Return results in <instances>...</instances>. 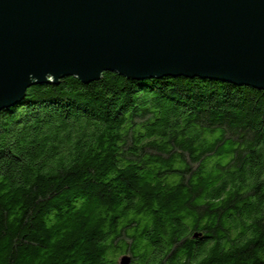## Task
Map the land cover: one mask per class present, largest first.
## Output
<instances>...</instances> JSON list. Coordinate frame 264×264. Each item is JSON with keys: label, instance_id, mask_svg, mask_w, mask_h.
<instances>
[{"label": "trees", "instance_id": "trees-1", "mask_svg": "<svg viewBox=\"0 0 264 264\" xmlns=\"http://www.w3.org/2000/svg\"><path fill=\"white\" fill-rule=\"evenodd\" d=\"M264 264V91L104 72L0 111V264Z\"/></svg>", "mask_w": 264, "mask_h": 264}, {"label": "water", "instance_id": "water-1", "mask_svg": "<svg viewBox=\"0 0 264 264\" xmlns=\"http://www.w3.org/2000/svg\"><path fill=\"white\" fill-rule=\"evenodd\" d=\"M104 72L264 91V0H0V111Z\"/></svg>", "mask_w": 264, "mask_h": 264}]
</instances>
